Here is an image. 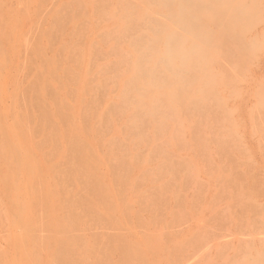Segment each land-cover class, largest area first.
I'll use <instances>...</instances> for the list:
<instances>
[{"label": "rangeland", "instance_id": "obj_1", "mask_svg": "<svg viewBox=\"0 0 264 264\" xmlns=\"http://www.w3.org/2000/svg\"><path fill=\"white\" fill-rule=\"evenodd\" d=\"M201 1L182 61V0H0V264H264V0Z\"/></svg>", "mask_w": 264, "mask_h": 264}, {"label": "bare ground", "instance_id": "obj_2", "mask_svg": "<svg viewBox=\"0 0 264 264\" xmlns=\"http://www.w3.org/2000/svg\"><path fill=\"white\" fill-rule=\"evenodd\" d=\"M220 1V0H219ZM221 1H223L224 2V0H221ZM221 1H220V3H221ZM224 5V4H223ZM222 13V12H221ZM185 14H186V11L183 9L182 10V16L181 17H183V16H185ZM182 19H184V18H182ZM184 22H185V24H184V26H183V28L182 29H180V31L177 33V34H175L174 35V44L175 45H173V46H171V49L169 50L172 54H173V56H180V59H185V60H187V59H189V60H192L193 58V56L196 54V55H199V54H202L203 53V51H204V47H199V46H197V50L195 49V52H194V50H192V52H190V53H188V52H186L184 49H181V47H182V45H184L185 44V41L187 40V38L188 37H194L193 39H195V38H199L200 39V36H202V32L199 30L200 28V26L198 25V27H197V24H195V23H191L190 21H186V20H184ZM199 24V23H198ZM201 25V24H200ZM33 29V28H32ZM196 31H197V34H196ZM33 33V32H32ZM196 34V35H195ZM35 36V35H34ZM197 36V37H196ZM28 37V36H27ZM237 37H238V35H237ZM31 41V40H30ZM25 42V41H24ZM27 42V41H26ZM255 42V41H254ZM177 44V45H176ZM249 48V47H248ZM206 49V48H205ZM25 53V52H24ZM174 59V58H173ZM201 64H203V62L201 63ZM23 65V64H22ZM24 66V65H23ZM239 72H242V71H239ZM240 74H242V73H240ZM225 82V81H224ZM129 84V83H128ZM132 89V88H131ZM130 88H129V90H131ZM125 90V89H124ZM128 90V89H127ZM126 91V90H125ZM130 95V94H129ZM128 95V96H129ZM123 98V97H122ZM129 98V97H128ZM22 99V98H21ZM23 100V99H22ZM120 100V99H119ZM123 100H125V99H123ZM129 100V99H128ZM20 101V100H19ZM127 101V100H126ZM125 101V102H126ZM120 102V101H119ZM24 103V102H23ZM22 103V104H23ZM120 103H122V102H120ZM127 103V102H126ZM122 105V104H121ZM123 105H124V103H123ZM24 106V105H23ZM126 106H128L127 104H126ZM19 107H21V106H19ZM25 107V106H24ZM112 107H113V105H112ZM123 107H125V106H123ZM23 108V107H22ZM119 110H120V108H118ZM23 110V109H22ZM115 110H117V109H115ZM158 110V109H157ZM118 111V110H117ZM116 111V112H117ZM112 112V111H111ZM110 112V113H111ZM115 113V112H114ZM133 115H134V113H133ZM133 115H132V117H133ZM142 115V114H141ZM143 116V115H142ZM20 119H21V117H20ZM137 120H139V118H136ZM144 119V118H143ZM137 120H135V121H137ZM145 120V119H144ZM143 120V121H144ZM130 121V120H129ZM134 121V122H135ZM138 122V121H137ZM143 123V122H142ZM131 126V125H130ZM140 126V125H139ZM136 127V126H135ZM3 215V214H2ZM1 215V216H2ZM37 216V215H36ZM4 217V216H3ZM42 218H43V216H42ZM45 220V219H44ZM36 221V220H35ZM44 223V222H43ZM37 224V223H36ZM40 225V224H39ZM44 226V225H43ZM42 230V229H41ZM39 231H40V229H39ZM45 231V230H44ZM40 233V232H39ZM43 234V233H42ZM34 237H35V235H34ZM42 238V237H41ZM40 244V243H39ZM38 250V249H37ZM1 253V252H0ZM2 254V253H1ZM60 255V254H59ZM58 257H61V256H58ZM58 261V260H57ZM1 262H2V260H1ZM53 263H55V262H53Z\"/></svg>", "mask_w": 264, "mask_h": 264}, {"label": "crops", "instance_id": "obj_3", "mask_svg": "<svg viewBox=\"0 0 264 264\" xmlns=\"http://www.w3.org/2000/svg\"><path fill=\"white\" fill-rule=\"evenodd\" d=\"M191 1H193V0H182V5H180V7H182L181 8V13H182V10L184 9V6H191V5H194ZM195 2H196V4L197 5H201L202 4V1L201 0H194ZM201 2V3H200ZM171 3L172 4H174L175 3V0H171ZM185 10V9H184ZM186 11V10H185ZM189 14L190 13H187L186 12V14H185V16H183V17H181L182 16V14L180 15V16H178V22H176V24H174V26L177 28V32H175V33H173L172 34V36H171V46H173V45H175L174 44V35L175 34H177L179 31H180V29H182L183 28V26H184V24H185V22H184V20H186V21H190L191 23H195L196 24V21H194L193 20V18H190V16H189ZM182 18H184V19H182ZM178 23H182V25H178L177 26V24ZM196 34H197V31H196ZM195 34V35H196ZM197 37V36H196ZM204 37H205V35L204 34H202V36H200V39L199 38H196L195 39V41H196V46H199V47H204V41H203V39H204ZM170 42V41H169ZM199 42H202V43H199ZM177 45V44H176ZM184 50L186 51V52H188V53H190L188 50L189 49H185L184 48ZM182 61H191V60H189V59H187V60H183L182 59Z\"/></svg>", "mask_w": 264, "mask_h": 264}]
</instances>
